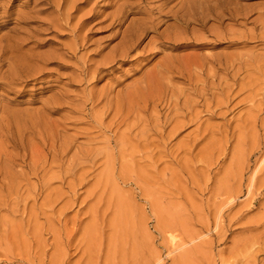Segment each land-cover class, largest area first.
I'll list each match as a JSON object with an SVG mask.
<instances>
[{
	"label": "rangeland",
	"instance_id": "obj_1",
	"mask_svg": "<svg viewBox=\"0 0 264 264\" xmlns=\"http://www.w3.org/2000/svg\"><path fill=\"white\" fill-rule=\"evenodd\" d=\"M0 264H264V0H0Z\"/></svg>",
	"mask_w": 264,
	"mask_h": 264
},
{
	"label": "bare ground",
	"instance_id": "obj_2",
	"mask_svg": "<svg viewBox=\"0 0 264 264\" xmlns=\"http://www.w3.org/2000/svg\"><path fill=\"white\" fill-rule=\"evenodd\" d=\"M216 13V12H215ZM214 17H215V19H219V16L217 15V14H214ZM206 19V18H205ZM199 22H202L203 20L201 19V20H198ZM173 45V44H172ZM176 45V44H175ZM174 242V241H173Z\"/></svg>",
	"mask_w": 264,
	"mask_h": 264
}]
</instances>
